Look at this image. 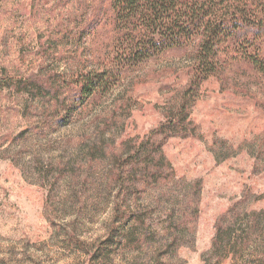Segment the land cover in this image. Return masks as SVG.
I'll use <instances>...</instances> for the list:
<instances>
[{
  "label": "rangeland",
  "instance_id": "374dc122",
  "mask_svg": "<svg viewBox=\"0 0 264 264\" xmlns=\"http://www.w3.org/2000/svg\"><path fill=\"white\" fill-rule=\"evenodd\" d=\"M105 1L0 0V264H255L249 252L223 259L213 244L218 218L264 210V81L238 60L200 85L186 133L164 142L173 183L136 191L131 240L105 247L115 153L177 111L193 71L189 52H168L65 109L78 68L109 65ZM30 82L60 99L28 92ZM55 110L72 119L57 125ZM171 211L181 219L175 242Z\"/></svg>",
  "mask_w": 264,
  "mask_h": 264
},
{
  "label": "trees",
  "instance_id": "16d2710c",
  "mask_svg": "<svg viewBox=\"0 0 264 264\" xmlns=\"http://www.w3.org/2000/svg\"><path fill=\"white\" fill-rule=\"evenodd\" d=\"M105 8L111 37L106 50L109 55H103L102 61L109 65L92 66L90 71L80 66L73 79L76 89L70 99L72 104L65 109L75 111L91 98L111 93L128 70L168 52L187 51L193 62L189 84L178 94L177 111L166 116V121L148 135L124 138L115 153L112 177L116 191L106 247L114 241L125 246L131 240L127 225L136 224L138 219L129 201L136 191L144 193L154 183H173L175 175L164 157V142L186 133V127L191 125L186 109L189 103L198 101L200 85L222 73L228 60L247 64L264 81V53L260 47L264 39V0H106ZM232 11L235 18L225 20L223 17ZM29 84V90L26 83L19 86L30 93L52 95L55 100L61 97L59 89L38 86L34 90L36 84ZM64 100L69 99H62V107ZM69 116L65 112L53 121L66 125L72 119ZM179 220L171 211V242L178 234ZM213 244L223 259L249 252L253 263L264 264V210L224 214L217 219ZM156 263L161 264L159 260Z\"/></svg>",
  "mask_w": 264,
  "mask_h": 264
}]
</instances>
